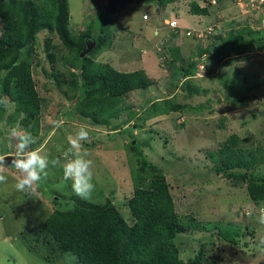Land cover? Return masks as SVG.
<instances>
[{
    "label": "rangeland",
    "instance_id": "obj_1",
    "mask_svg": "<svg viewBox=\"0 0 264 264\" xmlns=\"http://www.w3.org/2000/svg\"><path fill=\"white\" fill-rule=\"evenodd\" d=\"M67 1L70 41L65 44L57 34L56 2L35 1L39 12L51 20L20 49L15 63L17 68L25 65L30 74L38 99V131L24 128L12 90H7V84L16 82V71L0 69V100L8 101L0 104V155L17 154V138L11 136L16 128L35 132L37 143L32 148L63 163L68 135L85 127L93 145L85 148L94 162L95 189L81 199L122 208L132 196L129 161L134 159L131 143H136L165 175L179 216L241 227L236 245L222 241L216 230L180 234L175 245L183 261L197 256L196 264H264V225L256 219L264 201L251 202L245 185L235 187L216 176L205 158L233 133L244 146L264 151V7L243 13L236 0H215L214 5L210 0H121L119 15L107 26L101 11L111 0ZM192 2L208 8V15L196 17L195 24L188 20ZM170 19L180 28H167L163 20ZM206 27H213V34L200 40L180 34ZM1 29L0 19V38ZM86 32L89 37L82 51L93 43L84 56L92 65L80 69L76 51ZM238 36L245 41L234 43ZM172 47L180 49L176 59L170 55ZM139 48L146 50V57L140 59ZM112 62L121 72L152 67L155 84L149 91L124 94V105L100 82L91 98L82 97L91 81L107 76L100 66L111 67ZM173 106L177 110L172 111ZM57 121L63 126L57 127ZM46 171L33 189L19 191V171L6 167V181L0 183V264H79L63 254L52 260L54 249L62 247L52 236L30 231L54 209L65 208V203L72 206L78 199L72 181L63 179L62 167L50 163ZM253 173L264 177V163ZM126 209H121L124 216Z\"/></svg>",
    "mask_w": 264,
    "mask_h": 264
},
{
    "label": "trees",
    "instance_id": "obj_2",
    "mask_svg": "<svg viewBox=\"0 0 264 264\" xmlns=\"http://www.w3.org/2000/svg\"><path fill=\"white\" fill-rule=\"evenodd\" d=\"M35 1L38 0H0V69L13 68L16 71V82L7 84V90H12L10 94L17 106V113L22 116L21 124L24 128L32 130L35 127V131H38L39 123L35 118L38 99L30 74L25 65L21 68L15 67L20 49L30 45L35 33L45 28L51 20L39 12ZM53 1L57 8L55 28L59 38L67 44L70 41L68 1ZM120 2L121 0H111L103 7L101 21L105 25L119 15ZM190 12L205 16L208 15V8L199 7L192 2ZM87 37V32L82 33L77 46L76 60L81 62L80 69L92 65L88 57L79 56L86 47ZM262 38L260 36L257 40L261 41ZM240 41H244L241 36L233 40L234 43ZM179 50L175 47L169 49L173 59H176L175 51ZM100 67L107 76L101 75L98 80L91 81L86 89L84 87L82 97L91 98L98 91L97 83L100 82L103 88L112 90L118 100L122 98L123 104L124 94L154 84L142 70L118 73L108 65ZM182 70L184 72L183 67H179V71ZM1 108L2 106L0 110ZM171 108L172 111L177 110V106ZM32 134L35 135V132ZM39 138L41 143L44 138ZM243 141L238 135L230 134L217 149L207 151L205 158L210 162L211 170L216 176L231 182L235 187L245 185L249 200L261 204L264 201V177L255 175L253 170L264 163V151L259 147H246ZM85 145L93 148L88 141ZM131 147L134 154L133 162L129 161L132 196L123 201L122 208L119 204H93L77 196L78 199H74L72 206L65 203V208L54 209L42 224L30 229L52 236L62 247L64 253L58 247L55 248L52 260L58 254H63L71 256L79 264H196L197 256L183 261L178 256L175 245L180 234L190 231L216 230V235L222 241L229 245L237 244L241 228L239 225L201 222L191 215L179 216L170 193L171 187L162 170L145 158L136 143H131ZM126 206L127 215L124 216L121 209L124 210ZM135 223L137 225L130 227Z\"/></svg>",
    "mask_w": 264,
    "mask_h": 264
},
{
    "label": "clouds",
    "instance_id": "obj_3",
    "mask_svg": "<svg viewBox=\"0 0 264 264\" xmlns=\"http://www.w3.org/2000/svg\"><path fill=\"white\" fill-rule=\"evenodd\" d=\"M238 1L239 0H236V6H238L237 5ZM197 4H199V7H207V6H202L200 3ZM262 7H264V3L261 4L257 9H241L240 7L239 9L243 13H252L254 11L259 10ZM194 16H199V15H194ZM145 20H147V18H145ZM170 21L176 22V26L174 28L169 27L168 23ZM163 22L165 23L166 27L171 30H177L180 28L177 21L174 19L163 20ZM208 28H211L213 30V27H206V29H203L201 31H205ZM188 31L201 32L195 29L180 30L181 36L188 37L186 36V33ZM158 63L159 65H161L159 60ZM7 103H8L7 98L0 100V104L6 105ZM62 126H63V121H57V127H62ZM11 136L17 138V154L14 155L16 156V158L12 160V166L15 167L20 173V177L16 184L17 190L25 191V190L33 189L34 185L38 184L44 177L47 176L46 169L49 167V164L51 163V165L54 167L55 166L62 167L63 179L65 181L68 180L72 181V189L77 196L84 199L90 197L91 193L95 189V185L93 183L94 162L92 159L89 158V150L84 148L83 146V142H86L89 139V132L85 127H81L74 134L68 135L67 139L69 143V148L63 153V163L60 158H55L50 161L47 154H44L40 148H32V145L37 143V137L34 136L31 131L28 130L18 131L16 128H13L11 130ZM6 156H10V155L7 154ZM6 156L0 155V183L6 181V176L4 175L6 167H8L5 163ZM256 219L258 223L264 225V206L258 209V215Z\"/></svg>",
    "mask_w": 264,
    "mask_h": 264
},
{
    "label": "built area",
    "instance_id": "obj_4",
    "mask_svg": "<svg viewBox=\"0 0 264 264\" xmlns=\"http://www.w3.org/2000/svg\"><path fill=\"white\" fill-rule=\"evenodd\" d=\"M211 4H215L216 1L215 0H210ZM264 3V0H239L237 2V5L241 8V9H257L261 4ZM147 18L146 16H144V19ZM170 28H174L176 26V22L175 21H170L168 23ZM213 33V30L211 28H208L205 31H201V32H195V31H188L186 33V36L188 37H193V38H197V39H202L205 36L211 35ZM200 68H203L202 65L200 66Z\"/></svg>",
    "mask_w": 264,
    "mask_h": 264
},
{
    "label": "crops",
    "instance_id": "obj_5",
    "mask_svg": "<svg viewBox=\"0 0 264 264\" xmlns=\"http://www.w3.org/2000/svg\"><path fill=\"white\" fill-rule=\"evenodd\" d=\"M190 16L188 17V20L192 23V24H195L196 22H197V20H196V17H201V16H194V15H191V14H189ZM184 17H186V16H184ZM194 17H195V19H194ZM140 49V54H139V57H140V59H142L143 57H146L147 56V52H146V50L145 49H142V48H139ZM151 51L153 52L154 51V47L151 49ZM153 55H155V54H153ZM156 57V56H155ZM158 60V59H157ZM115 63V62H114ZM113 62L112 63H109L110 65H111V67L114 69V70H116V68L114 67V64ZM159 64V63H158ZM122 65H124V64H122ZM160 67H161V65H159ZM140 70H143L147 75H148V77H150L153 81H154V78H153V74H154V72H153V70H152V67H150L149 66V68H144V67H142V68H140ZM116 71H118V72H121V71H119V70H116ZM135 71H137V70H135ZM133 72V71H132ZM121 73H127V72H121ZM154 84H155V82H154ZM153 84V85H154ZM153 85H151V86H148L147 88H145L144 90L145 91H149V89L153 86ZM155 87H156V85H155ZM139 90H141V91H143L142 89H139ZM134 91H137V90H134ZM133 92V91H132ZM131 93V92H130ZM138 115H136V117H137ZM150 119V118H149ZM148 120V119H147ZM89 140H90V137H89V139L87 140L88 142H89ZM83 146H84V148L86 147V145H85V142H83ZM98 153H99V151H98ZM204 244V243H203Z\"/></svg>",
    "mask_w": 264,
    "mask_h": 264
},
{
    "label": "water",
    "instance_id": "obj_6",
    "mask_svg": "<svg viewBox=\"0 0 264 264\" xmlns=\"http://www.w3.org/2000/svg\"><path fill=\"white\" fill-rule=\"evenodd\" d=\"M92 47H93V43L92 42H89L87 44L86 50H84V51H82L80 53V55H79L80 58H83L85 55H87L91 51ZM168 92H171V90H168ZM5 158H6V162H5L6 165L7 166H12V160L15 159L16 156H6Z\"/></svg>",
    "mask_w": 264,
    "mask_h": 264
}]
</instances>
